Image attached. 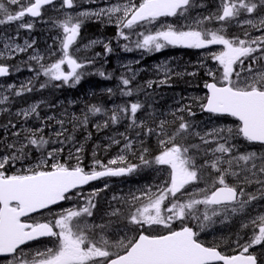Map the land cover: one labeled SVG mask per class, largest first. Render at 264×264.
I'll use <instances>...</instances> for the list:
<instances>
[{
  "label": "snow or ice",
  "instance_id": "1",
  "mask_svg": "<svg viewBox=\"0 0 264 264\" xmlns=\"http://www.w3.org/2000/svg\"><path fill=\"white\" fill-rule=\"evenodd\" d=\"M53 3L54 0H0V25L22 21L25 16L41 17L43 7ZM9 5L17 6V10H10ZM192 6L193 0H124L123 3L97 11H81L75 17L67 14L63 20L53 21L54 26L61 28L63 32L59 58L45 65V57L38 50H34L29 60L35 61L39 66L37 77L43 75L49 81H60L64 84L71 81L74 86L81 81L84 75L82 70L86 65L93 63L92 59L81 61L72 51L85 18L107 16L111 21L115 16L117 35L128 40L125 29L132 30L137 26L151 24L159 17L184 16ZM61 7L73 8L74 0H62ZM258 11L264 12V0H220L216 13L196 18L192 24L185 25L182 29L167 25L155 32L138 33L142 39L135 42V47L149 52H158L167 46L193 49L210 45L223 46L221 51L210 53L211 59L218 62L220 69L218 73L209 70L208 75L212 77V82H205L207 94L197 99L200 100L199 107L202 111L234 117L237 124L235 128H213L201 135L180 114L187 112L195 115L191 105L177 108L171 113L173 120H161L156 129L147 127L143 120L137 122L136 114L143 107L139 102L117 106L111 110L109 120L104 122L105 127L109 121L116 124L127 118L130 120L129 128L146 129V135H157L161 146L159 154L153 160L145 159L144 153L148 149L144 148L138 157L141 164L166 165L170 169L165 184L155 193L150 190L143 192L146 202L127 217L128 224L137 226L136 235H123L110 240L101 234L97 238L95 229L103 230L108 225L80 224L81 218L93 215L92 209L96 205L90 198L87 206L62 209L59 214H53L52 219L35 220L31 214L41 210L50 211V206L71 199L70 193L73 189L102 177L133 173L140 165L128 163L125 155H118L107 164L94 158L90 170H86L81 166L79 156L76 157L75 165H69L57 158L63 148H52L35 165L8 174L6 166L26 159L29 148L34 147L44 156L42 150L49 145L50 138H45L41 127L27 130L23 142L6 145L9 154L0 156V254L13 256L8 264H258L257 255L249 249L264 245V214L256 216L248 223H242L241 228L252 225L253 234L243 244L240 243L241 237L237 235L235 254L231 255L220 251L219 246H206L199 239V232L186 222L197 221V226L203 231L213 222L214 217L224 216L227 219L229 214L244 212L252 202L264 199V178H261L264 177V152L234 155L235 145L230 143L235 137H243L250 143L264 146V15H260L257 20H239L242 14H255ZM233 19H237L241 26L247 25L262 31V34L251 37L245 30L243 39L239 36L228 38L224 34V23ZM213 20L223 22L221 27L210 29L204 26L206 22ZM19 28L30 30L33 24L20 23ZM35 43V40H25L23 46L14 43V40L5 43L4 51H0V58L5 57L6 52L10 56L27 52ZM98 43L101 41L91 40L84 47L91 48ZM124 47L128 51L132 50L127 45ZM104 48L106 52L112 51L108 43L104 44ZM75 51L79 49L76 48ZM245 60L249 61L246 67ZM158 68L165 73L164 78L159 80V85L167 84L171 70L166 64L159 65ZM8 74L9 66L0 63V76ZM98 74L105 76L103 71ZM120 80L124 86L121 94L131 96L132 79L121 76ZM154 83L156 82L148 81L147 87L151 88ZM31 84L32 81H28L27 85H21L15 94L32 91L29 86ZM40 87L44 88L46 84H41ZM9 88H14V85H9ZM107 91L111 94L113 90L109 88ZM3 99L7 100L8 97ZM38 107V104H33L18 115L22 114L25 118L33 114L39 116ZM102 111L106 112L95 105L89 108L92 114ZM47 119L52 120L54 117ZM82 122L87 124V115ZM57 123L63 126L64 121L59 120ZM63 134V131L55 133L56 137ZM13 135L19 136V133ZM120 135L127 141L123 150H130L133 147L132 142L123 133ZM139 135L140 132H137V136ZM189 136L199 137L200 144L177 142L186 140ZM213 142L215 147L203 149L205 155L211 154L212 158L205 159L198 167L191 152L201 151V145L207 146ZM112 143L119 144L120 141L113 139ZM79 152L81 149H77V153ZM49 160L55 162L49 164ZM257 160L259 164L256 163ZM118 164L126 166H112ZM205 167L216 174L212 185L189 192L190 187L194 188L201 181V172ZM229 176L235 177L239 183H229ZM253 183L260 187L255 193L247 192L245 186ZM104 187L107 188L108 185L105 184ZM95 194L96 192L92 193ZM185 196L187 199H182ZM132 199L137 201L140 198L133 196ZM200 206H203L202 212ZM118 214L119 209L111 213L113 216ZM177 220L181 222L178 229L172 227ZM145 226H162L164 231L139 230L145 229ZM42 237L54 238L53 246L45 247L43 251L38 249L34 255L23 252L21 246ZM18 252L19 256L16 255Z\"/></svg>",
  "mask_w": 264,
  "mask_h": 264
},
{
  "label": "rangeland",
  "instance_id": "2",
  "mask_svg": "<svg viewBox=\"0 0 264 264\" xmlns=\"http://www.w3.org/2000/svg\"><path fill=\"white\" fill-rule=\"evenodd\" d=\"M209 0H201V1H194L192 7L189 8L188 12L184 15L181 16L180 18L176 19H171L169 20V22L171 23L172 26L178 28V23L182 24L184 23L185 25H189L192 24L194 19L196 18H200L203 17L204 15L202 14V11H200L201 7H205L207 2ZM88 2V0H74V9L71 10H67L68 8L64 7L62 8V2L61 3H56L55 5L49 6L47 7L43 14L44 17L41 18H29L28 16V20L26 19L25 21L22 20L17 24V27L20 23H32L33 26L36 24V26L38 27H42V25L46 26L47 32L42 36V39H46L43 43V45L41 44V41L39 39H36L35 37L32 36V34H28L27 35V31L25 33H19L18 35H16L17 37H21V41H16L15 38L11 35V33H7L8 35H6V39L4 40H0V51H4L3 45L5 43H9L11 41L14 40V43H18L20 45H24V41L28 40L29 42H31L32 40H35V45L33 46V48L28 49L27 52L24 53H17L15 55L10 56L9 53H5V57H2L1 59H6V58H17V60L12 61L11 64H13V66H15V71H23L24 72V67L25 64L27 63V61L31 62L29 60V57L31 55L34 54V50H38L40 54H42L45 59L43 61V63H45V61H55L56 59L59 58L60 56V40L62 39L63 36V32L62 29L54 26L53 21L54 20H63L65 18V16L67 14H71L72 16H76L79 12L81 11H88V7H86V3ZM122 3L124 1H121ZM17 10V6L14 9V11ZM42 14V15H43ZM208 16V15H207ZM260 15L258 14H247V17H244L246 19H253V20H257L259 18ZM242 17V16H241ZM240 17V18H241ZM87 18L84 19V21H86ZM239 20H243V18L239 19ZM13 23V22H12ZM223 23V22H222ZM168 23H164L159 27V29H162V27L167 26ZM239 22L237 21V25H229L227 26L226 24H224V27L226 29L225 31V35L227 37L230 36H239L240 38H244L243 35V31L242 30H247L250 33L251 37H255V36H259L262 34V31L255 29V31L252 33V31L254 30V28H250L249 26L245 25V26H241L238 25ZM205 27L210 28V29H214V27L219 28L221 27V24H219V22L217 21H211V22H206ZM244 28V29H241ZM52 30H54V32H52ZM101 28L98 30L100 31ZM103 30V29H102ZM125 31H129L127 29H125ZM127 35H131L132 34L130 32H126ZM32 36V37H31ZM134 37L138 38L137 35H134ZM54 39L53 41H56L57 45H58V50L59 53L57 55H50L53 50L52 46H53V41L50 42V39ZM88 42V35L87 32L85 34L84 38H80L78 37L76 45L73 48V54L80 60H83L85 55H86V48L84 47L85 43ZM175 47V46H167L164 49H161L160 51H156V54L159 55V57L161 56H168L171 53L168 52V55H162L163 52L165 51H169L170 48ZM221 45H210L208 46V48L206 51H203L200 54V57L203 58L202 62H201V67L204 65V61L206 62V64L209 66H207L205 70V72H209V70H211L212 72H217L220 69V66L218 64L217 61L211 59L210 57V53H214V52H219L222 50ZM78 48L79 51H75V49ZM207 48V47H206ZM205 49V48H202ZM17 56V57H16ZM19 56H21V58H19ZM204 56V57H203ZM158 57V58H159ZM190 55H185V58H189ZM159 61V60H157ZM35 62V61H32ZM183 63H181L182 65ZM248 61L246 60L245 62V67L247 66ZM35 65L37 67L38 64L35 62ZM159 65H164L162 63H158L156 65V72H157V84H159V80L163 79L165 76V73L163 71H161L158 66ZM87 66V65H86ZM195 69H192V71H194ZM237 70H239L237 68ZM161 74V75H159ZM22 75V74H21ZM19 75V76H21ZM171 75V74H168ZM196 79L198 80V86L205 88L204 86H202V83L207 82L208 80V76L206 78H202L201 77V73L198 74L196 76ZM170 80V79H169ZM152 81V80H151ZM28 82H24L21 83V85H27ZM34 84V83H32ZM9 85H14V89H20L18 88V86H16L15 83H9V84H0V101H3L2 103H0V122L2 120H5V123H0V125H3V127L6 126H10V125H21L22 123H24L25 119H29V122L31 121V123L37 125V126H42L43 128V135L45 136V138L51 134H53L54 136L56 132H61L63 131V133L65 131H67L70 134H74V135H80L81 136V145L78 142H74L72 143L71 146L76 147L73 152L76 153H71L70 149L67 148V154H63V151H65V149H63L62 152L59 153V156L57 157L61 162H67V163H71L70 165H75L77 163L76 157L79 156L80 161L83 162L85 159L84 153H82V150L87 149L86 145H83L85 142V139H88V141L92 140L94 141V145L92 146V152L94 153L95 149H99L101 151V154L103 156V159H101L100 161H102L104 164H107L109 160H112L114 158H116L118 155H125L126 158H129L127 160V162L129 163V160L132 158L133 160H138L139 155L141 154V152L143 151V148L140 150L139 155L137 156V151H136V141L135 139H131L130 141L132 142L133 147L130 150H123V145H120V148L114 151H111L110 148L116 144L112 143L113 139L119 140V136H120V131L121 128L124 127H119L118 129L114 130L113 132H110L109 134L106 135H96V132L92 129L91 127V122H87V124H84L81 120L87 113V111H81L78 113V115L73 111L72 113H68L70 114V122L68 123L71 124V122L73 123H78L75 124L69 128H65L64 123L66 122V120L64 119H60L63 120V126H61L59 123H57V121H59V119L54 118L52 120L49 121H44L42 119H40L39 117H37L35 114L25 118L22 114L18 115V113H22V110L29 108L31 105L33 104H38V98H33L32 102L30 103H25L24 99H18L16 101H14V91L13 88H9ZM30 86V85H29ZM38 86H40V83L38 84ZM31 87V86H30ZM36 86H33V88H35ZM31 95H33L34 90L30 91ZM43 92H45L43 90ZM190 95H188V99L190 98L191 95H194L193 89H189ZM29 91H25L23 92L21 95L19 96H24L26 94H28ZM58 94V89L56 90H49L47 91V96L49 98V100L51 101L52 98L57 97ZM200 95V94H199ZM8 97L7 100H4V97ZM169 97H173L174 99H181V95L177 92L172 93L169 92L168 93ZM18 97V96H17ZM197 98H201V97H197ZM196 98V99H197ZM69 100L70 105L73 106L74 105V98L72 96H69L66 99H58L56 101H54V105H59L62 104L63 102H66V100ZM199 100V99H198ZM13 102L14 105H11V107H8V103ZM196 107L199 108V104H194ZM6 114V115H4ZM144 113H141L137 118V122L143 120L146 124L147 127H149L150 123L148 122L147 119L142 118L141 120H139L138 118L143 116ZM33 117V118H32ZM48 116L45 117V120H47ZM104 120L103 116H100L98 118H96L94 120V125L97 126L99 123H101ZM24 121V122H23ZM117 125L121 126V123H116ZM236 121L234 120H226L222 123H220L218 126H212L209 125L208 122H202L200 124L197 125V127L195 129H193L194 131H198L201 133V135H203L205 132L213 129V128H235L236 126ZM85 127H88V130ZM48 128V129H47ZM98 128V127H97ZM137 128V127H136ZM131 129V128H129ZM140 129V128H138ZM45 130V131H44ZM141 130V129H140ZM22 131V127L19 128V130L17 129L16 131L9 134H14V133H19ZM127 132L128 135L135 137L137 135L134 134L132 135L131 131L129 130H125ZM15 136V135H13ZM64 136V135H63ZM63 136H61L63 138ZM16 140H18V138H15ZM138 139V144L139 147H142L144 145L143 142L144 139L142 136H140ZM239 139H241V137H235L233 139L230 140V143L235 145L233 154L234 155H238L237 151L242 148V150H244L242 153H249V152H256L257 154H260L261 152H264V148H256L253 149L252 151H247L245 149V144H240L239 143ZM242 140V139H241ZM120 141V140H119ZM142 142V143H141ZM178 143H184V144H200V140L199 137H192L189 136L186 140H178ZM8 143V139L6 137V135H1V139H0V148L4 147L6 144ZM80 145V146H79ZM86 147V148H85ZM138 147V148H139ZM205 147H215V143H211L207 146L201 145V151H192L191 154L194 155L195 157V162L196 165L199 167L200 165H202L204 163L205 159H211V154H208L207 156L205 155L203 149ZM90 148V147H89ZM77 149H81V152L77 153ZM49 149H46L43 151L44 154H46L48 152ZM9 153H1L0 152V156L3 155H8ZM93 157L96 159L98 157V155L94 154ZM205 157V159H203ZM43 159V158H42ZM41 160V159H40ZM39 160V161H40ZM140 160V159H139ZM38 161V162H39ZM55 161H52V163ZM257 164H259V161H256ZM140 167L137 169L136 173L135 171L132 173L134 175H132L131 177H129V179L127 181H118V180H105L103 182H100L98 184H96L97 186H94L90 191H88V196L85 194H79L78 197L81 198H86L84 199V203L80 204V207L83 206H87V201L90 198L92 200V202L96 205L95 208L92 209L93 215L91 217H88V219H84L81 218L80 220V224L84 225V224H89V225H108V227L106 229L101 230L100 228H96L95 229V234L97 236V238L103 234L106 235L110 240H115L120 236L123 235H128V236H132V235H136L137 234V226L135 225H130L128 224L127 221V217L132 213L135 212L136 208L139 207L142 203L146 202V197L142 195L143 192L150 190L151 192L155 193L157 192V189L161 186H163L165 184V182L168 180L169 177V167L168 166H161V165H156V164H151V165H143L141 164L140 161ZM12 166H30V165H25V159L23 160H19L16 161L14 164H12L11 166H6L8 168L9 171H12ZM92 166V165H91ZM251 166V162L249 163V167ZM225 167H227V165H225ZM238 170V169H237ZM215 173H201V181L197 182L195 187H190L188 189L189 192H193L195 189H201V188H205L206 186H211L214 179H215ZM264 178V177H261ZM255 179V178H254ZM228 181L229 183H239V181L236 180L235 177L229 176L228 177ZM105 184L108 185L107 188H105ZM260 186L258 184H250V185H246L245 189L247 192H253L255 193L256 190L259 188ZM100 190V191H97ZM86 192V191H84ZM96 192L95 195H92V193ZM179 195V194H178ZM136 196L139 197L140 199L137 201H133L132 197ZM182 199H187V197H182ZM73 201L76 200V198H72ZM73 208H77L73 205ZM116 209H119V214L118 215H111V213H113ZM200 210L201 212L203 211V206H200ZM199 214V213H198ZM211 214V213H209ZM264 214V199H258L254 202H252L246 209L244 212H238L236 214H229L228 218L225 219L224 216H219V217H214L213 218V222H211L209 224L208 227H206L203 231H201L202 235H204L208 240H212V241H216L219 242V244H221L222 247L227 248L228 250H235L236 249V244L235 241L237 239V235H239L241 237L240 243L243 244L245 243L249 237L253 234V227L252 225L249 224L248 228H241L242 223H248V221H250L251 219L255 218L258 215H262ZM193 221V220H192ZM196 222L198 224L197 221H193ZM207 223V222H206ZM181 222L179 220L174 221L172 226H176V225H180ZM158 227H162V226H156L154 228L151 229H157ZM131 229V230H130ZM258 231V230H257ZM53 243V242H52ZM260 245L254 246L253 248L249 249V251H256L259 254L261 253L262 256L264 257V245H261V247H259Z\"/></svg>",
  "mask_w": 264,
  "mask_h": 264
},
{
  "label": "flooded vegetation",
  "instance_id": "3",
  "mask_svg": "<svg viewBox=\"0 0 264 264\" xmlns=\"http://www.w3.org/2000/svg\"><path fill=\"white\" fill-rule=\"evenodd\" d=\"M87 35H88V31H87ZM95 68H99L102 69L103 72L105 73L104 77H101L99 74H96L95 76H90L87 78L83 79L82 84H80V87L77 89L71 88L72 90V96L74 98V101L76 103V105L78 106H88V103H91L93 101H95L94 97H89L88 98V90L87 89H97L99 87H104L109 85V79H113L116 80L115 76L110 78L109 76L113 73V71L108 68V67H86L83 69V73L86 71L88 74V69H95ZM151 73L152 71L149 70H144L141 74L139 73L138 76V82L139 83H147L148 81H151L153 79H151ZM119 74V73H118ZM115 75V74H114ZM120 75V74H119ZM81 89V90H80ZM84 98V99H83ZM62 209L59 208H54L51 209L50 211H45V212H41V213H37L32 215L33 219L35 220H48V219H52L53 214H58L60 213ZM54 238H50V239H41L32 243L27 244L26 246L22 247L23 252L25 254H31L34 255L36 250H41L43 251L45 247H52L53 243L51 240H53ZM217 246L221 247V250L225 253V254H233L234 251L231 250H227V248H223L221 246V244H217ZM255 254L257 255L258 258V262L259 264H264V257L262 256V254L255 252ZM17 256H19V252L16 254ZM31 255H29V259L31 258ZM13 256L9 255L7 257H3L0 258V264H8V261L12 260Z\"/></svg>",
  "mask_w": 264,
  "mask_h": 264
},
{
  "label": "bare ground",
  "instance_id": "4",
  "mask_svg": "<svg viewBox=\"0 0 264 264\" xmlns=\"http://www.w3.org/2000/svg\"><path fill=\"white\" fill-rule=\"evenodd\" d=\"M120 1H124V0H120ZM12 29V28H10ZM19 58H21V56H19ZM14 60H17V58H13ZM26 65V64H25ZM12 69L15 70V66H13V64H11ZM72 87H61L58 89V94L57 97L52 98L51 102L52 105H54V101L58 100V99H66L69 96H72ZM73 97V96H72ZM75 102V101H74ZM58 106L62 107L67 113H72L73 111L78 115L79 112H83V111H88V106H78L76 105V103H74L73 106L70 105L69 100L67 99L66 102H63L62 104H59ZM6 115V114H4ZM33 118V117H32ZM29 119H25L24 121H29ZM23 121V122H24ZM31 122V121H30Z\"/></svg>",
  "mask_w": 264,
  "mask_h": 264
},
{
  "label": "trees",
  "instance_id": "5",
  "mask_svg": "<svg viewBox=\"0 0 264 264\" xmlns=\"http://www.w3.org/2000/svg\"><path fill=\"white\" fill-rule=\"evenodd\" d=\"M37 27H33V29H35ZM148 145L150 147V150H151V154L148 156V159H153L160 151V146L159 144H157L156 142H150L148 141ZM85 156V159L83 162H81V165L82 166H88V153L84 154Z\"/></svg>",
  "mask_w": 264,
  "mask_h": 264
},
{
  "label": "water",
  "instance_id": "6",
  "mask_svg": "<svg viewBox=\"0 0 264 264\" xmlns=\"http://www.w3.org/2000/svg\"><path fill=\"white\" fill-rule=\"evenodd\" d=\"M54 1H56V0H54ZM45 6H47V5H45ZM45 6H44V7H45ZM8 75H9V74H8ZM8 75H5V76H8ZM5 76H0V77H5ZM87 185H88V184H87ZM84 186H86V185H83V186H80V187H84ZM80 187H79V188H80ZM73 190H74V189H73ZM73 190H71V192H72ZM59 203H60V202H59ZM0 255H3V254H0Z\"/></svg>",
  "mask_w": 264,
  "mask_h": 264
}]
</instances>
